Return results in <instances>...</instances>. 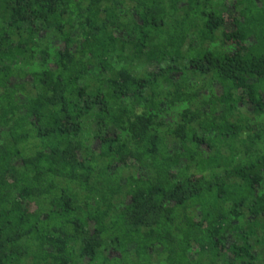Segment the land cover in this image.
<instances>
[{
  "label": "trees",
  "instance_id": "1",
  "mask_svg": "<svg viewBox=\"0 0 264 264\" xmlns=\"http://www.w3.org/2000/svg\"><path fill=\"white\" fill-rule=\"evenodd\" d=\"M0 264H264V0H0Z\"/></svg>",
  "mask_w": 264,
  "mask_h": 264
}]
</instances>
